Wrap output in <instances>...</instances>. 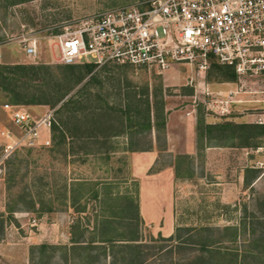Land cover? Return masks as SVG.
<instances>
[{
  "label": "rangeland",
  "instance_id": "obj_1",
  "mask_svg": "<svg viewBox=\"0 0 264 264\" xmlns=\"http://www.w3.org/2000/svg\"><path fill=\"white\" fill-rule=\"evenodd\" d=\"M141 1L0 0V63L63 65L55 35L66 22ZM22 34L38 37L40 55H26L16 39ZM83 64L70 68L74 84L55 105L58 129L54 130L53 124L52 145L20 149L0 163V264H82L86 252L71 248L73 236L89 239L92 234L87 229L95 227L97 214L121 215L119 201L111 199L127 193L137 196L138 182L130 177L129 157L123 151L134 141L138 144L135 148L146 147L150 141L148 132L135 133L142 130L147 99L152 104H164L167 113L191 117L174 119L171 128L180 130L183 121L186 128L196 121L198 151L180 155L178 182L184 188L178 186V190L184 198V218L192 223L193 216L201 212L204 224L190 234L182 232L185 234L180 240H170L153 233L141 221L140 238L147 246L149 264L208 259L210 254L200 243L219 239L224 241L214 242L213 247L238 251L242 264H263L264 81L242 83L237 76L231 79L214 69L208 72L206 81L214 92L238 91L231 112L219 115L205 107L203 94L190 83L198 76L186 67L177 65L160 74L146 66L110 63L88 72ZM55 72L59 75L58 70ZM20 84L24 86L20 95L31 98L35 90ZM57 88L52 83L45 98L54 95ZM11 101L13 95L0 90V131L18 130L3 108ZM17 104L36 114L52 107L44 103ZM201 116L203 125L198 124ZM6 144L0 136V158ZM209 145L211 155L205 151ZM174 161V152L163 151L156 168ZM247 167L262 170L261 179L252 187L242 183ZM83 180L87 181L85 185L80 184ZM97 189L109 191L110 196L95 197ZM8 205L14 206V211H8ZM40 223L44 236L38 240ZM227 226L238 228L237 240H231L232 230ZM117 227L118 232L126 233L122 224ZM188 239L194 244L181 243ZM212 259L218 264H233L230 255ZM197 264H203L202 260Z\"/></svg>",
  "mask_w": 264,
  "mask_h": 264
},
{
  "label": "built area",
  "instance_id": "obj_2",
  "mask_svg": "<svg viewBox=\"0 0 264 264\" xmlns=\"http://www.w3.org/2000/svg\"><path fill=\"white\" fill-rule=\"evenodd\" d=\"M55 37L63 64L129 63L160 74L186 67L198 76L190 83L205 107L219 115L231 112L238 91L211 90L206 74L214 63L231 66L242 83L264 81V0H144L66 22ZM16 39L27 56L40 55L37 36ZM3 108L18 130L0 131L7 141L0 163L20 149L52 145L57 106L44 114L9 102Z\"/></svg>",
  "mask_w": 264,
  "mask_h": 264
},
{
  "label": "trees",
  "instance_id": "obj_3",
  "mask_svg": "<svg viewBox=\"0 0 264 264\" xmlns=\"http://www.w3.org/2000/svg\"><path fill=\"white\" fill-rule=\"evenodd\" d=\"M27 0H12V3L25 2ZM86 71L92 72L95 65L91 63H86L81 65ZM77 67L76 64H1L0 63V90L7 91L13 95V101L11 103H25V104H49L52 107L59 104L70 91V85L72 84V78L70 74V68ZM214 70H217L221 75L235 79L237 74L231 66L220 65L214 63ZM55 70L59 71V75L56 74ZM32 81H36L37 84H31ZM20 83H26L25 86L32 87L35 91L31 98H25L21 96V89L24 86ZM30 83V84H29ZM55 83L58 85L54 95L49 98H45L44 94L50 90L51 84ZM74 84V82H73ZM25 87V88H27ZM29 88V87H28ZM145 112L144 121L140 124L142 130H136L138 132H148L151 133L153 127L158 131L165 128V109L164 104H159L157 101L151 103L148 99L146 100V106L143 110ZM138 123V122H137ZM204 118L200 117L198 124L203 125ZM54 130L58 129L57 124L54 123ZM262 132L264 133V125H262ZM137 142H132L129 146V150H135L137 147ZM258 146H262L258 144ZM145 148V147H141ZM204 149V147H201ZM179 158L177 157V171L179 174ZM10 159V158H9ZM8 159V160H9ZM7 160V161H8ZM6 161V162H7ZM262 170L256 167H247L244 174V182L247 187H252V183L255 179L260 177ZM86 180L81 181L80 184L85 185ZM138 192L137 196H132L131 194H120L116 198L111 200L119 201L118 208L121 215L117 213L112 214H97L95 227L92 230L87 229L92 235L87 240H81L72 238V249L83 248L86 252L82 264H102V259H104L103 264H149L147 255L148 252L145 251L146 245L141 241L139 225L142 221L139 212L138 204ZM73 193V192H72ZM100 195H105L106 198L110 196L109 191L104 190L100 192L98 189L95 193V197ZM107 200V199H106ZM8 211H14V206L8 205ZM118 224H122L125 228L126 233L118 232ZM227 229L232 230V239L237 240L239 232L236 226H227ZM93 231V232H92ZM195 229L193 227H180L178 228L176 234L170 237H164L165 239H176L180 240L183 234H190ZM75 234V231H72ZM185 232V233H182ZM254 233V232H253ZM83 237V236H82ZM263 240V253H264V230L261 236ZM230 240V241H231ZM185 245H193L194 242L189 240H181ZM224 240L210 241L206 240L200 245L203 250L210 254V257L204 258H191L186 262L179 264H197L198 260H202L203 264H218L213 256H231V262L233 264H242L239 259L238 251L225 250L224 246L213 247V243H222ZM227 251V252H226ZM119 253L122 255L119 256ZM232 252V253H231ZM230 253V254H229ZM264 264V262H263Z\"/></svg>",
  "mask_w": 264,
  "mask_h": 264
},
{
  "label": "crops",
  "instance_id": "obj_4",
  "mask_svg": "<svg viewBox=\"0 0 264 264\" xmlns=\"http://www.w3.org/2000/svg\"><path fill=\"white\" fill-rule=\"evenodd\" d=\"M183 118L190 119L191 117L176 116L166 111L165 128L158 131L153 127L151 133L148 134L150 141L145 148L135 150L127 148L123 151L129 157L130 177L138 182V204L142 222L150 227L153 233L161 234L164 237L173 236L180 227H193L197 230L196 228L204 226L201 222L203 217L201 212L193 216L192 223L182 215L181 205L184 198L179 193L178 186L183 189L184 185L178 182L177 161L156 168L163 151L174 152V159L178 157L177 153L178 155H182V153L195 154L198 151L195 120L187 128L184 127V121L180 123V130L171 128L174 119ZM210 146H206L205 150L209 155H211ZM260 179L261 176L255 179L252 186ZM242 183H245L244 176ZM3 209L2 207L1 210L3 211ZM47 223L51 222L47 221ZM42 229H44V225L40 223L37 227L38 231H36L38 240L44 236Z\"/></svg>",
  "mask_w": 264,
  "mask_h": 264
}]
</instances>
